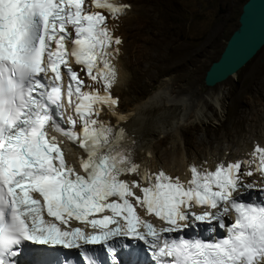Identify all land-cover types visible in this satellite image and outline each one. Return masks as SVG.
Wrapping results in <instances>:
<instances>
[{
  "label": "snow or ice",
  "instance_id": "snow-or-ice-1",
  "mask_svg": "<svg viewBox=\"0 0 264 264\" xmlns=\"http://www.w3.org/2000/svg\"><path fill=\"white\" fill-rule=\"evenodd\" d=\"M88 3L116 17L130 7L114 0ZM107 19L103 12L89 10L86 0H0V264H15L12 258L19 252L14 249L26 242L79 249L81 241L107 244L119 236L154 249L157 264H264V203L245 204L234 198L242 186L255 187L243 185V176L251 177L254 171L264 176V147H256L255 159L248 162L255 164L254 171L242 172L241 162L206 173L192 167L188 187L163 171L154 177L144 174L150 186L142 189L143 197H135L136 203L169 226L156 229L137 214L128 199L135 193L120 179L139 171L122 146L125 133L95 118L103 106L118 104L110 91L116 73L108 57L111 46L122 41L109 31ZM71 57L91 81L102 84L103 93L84 90L83 79L69 64ZM62 66L68 75L66 89ZM65 96L69 104L73 97L77 101L80 132L72 117L65 121L69 127L56 118L63 120ZM49 125L87 153L81 159L86 175L67 164L56 137L49 136ZM195 205L210 210L197 214L190 211ZM230 208L236 219L225 238L161 243L163 232L180 231L189 226L190 217L211 224ZM105 212L111 214L95 218ZM45 214L52 219H45ZM73 219L96 231L71 228ZM108 251L115 256L111 246ZM84 259L93 264L87 255Z\"/></svg>",
  "mask_w": 264,
  "mask_h": 264
},
{
  "label": "bare ground",
  "instance_id": "bare-ground-1",
  "mask_svg": "<svg viewBox=\"0 0 264 264\" xmlns=\"http://www.w3.org/2000/svg\"><path fill=\"white\" fill-rule=\"evenodd\" d=\"M150 1L152 0L140 4L137 3L138 0L137 2L114 0L123 5H130L119 17L99 9L108 17L109 31L122 43L114 44L115 50L108 57L116 73L110 91L118 100V104L111 108L103 106V110L95 118L114 126L117 132L123 129L125 137L122 142L129 145L133 162L139 166L137 173L129 174L126 178L130 182L141 180L145 173L163 169L173 179L178 178L180 182H186L190 177L191 165L212 169L218 162L228 165L241 162L242 172L250 169L254 171L255 164L248 162L255 159L253 153L256 147H264V79L251 78L259 95L255 93L251 102L254 105L259 103L261 105L256 107L257 113L249 116L244 114V110H240L239 114L235 115V119L228 121V125L225 126V129L229 128L231 131L225 132L223 142L216 141L218 143L212 145L211 139L207 136L212 132L208 128L210 121L205 118L211 117L209 111L214 105H218L221 94L215 97L203 95L195 97V91H192L196 83L192 75L194 57L193 55L182 57L184 47H180L177 52L180 58L172 60V68L176 69V76L163 79L156 89L148 91V87L168 71L166 56L162 53H152V40L143 37L152 20ZM165 1L159 2L165 4ZM126 37L132 38L131 46L127 44ZM138 47L143 49L139 50ZM179 82H184V86L187 87H179L177 85ZM85 86L88 91L99 89L104 92L102 84H96L90 77L86 78ZM185 90L189 93H183ZM133 93L140 94L133 97ZM121 94L128 100L132 96V102H128L126 106ZM235 104L243 108L246 107L247 100L237 99ZM123 106L126 108L124 109ZM70 113L81 126L78 114L72 111ZM226 118L225 116L223 121L215 123L225 125ZM199 127L203 128V133L204 131L206 133L193 142L198 144L199 140H207L208 143L203 148L195 144L191 145L192 142L186 138L190 130ZM168 138L169 141L162 148L163 140ZM67 157L69 164L82 169L81 159H85L86 154L70 147ZM244 177L247 181L262 184L260 174L255 171L253 176Z\"/></svg>",
  "mask_w": 264,
  "mask_h": 264
},
{
  "label": "rangeland",
  "instance_id": "rangeland-1",
  "mask_svg": "<svg viewBox=\"0 0 264 264\" xmlns=\"http://www.w3.org/2000/svg\"><path fill=\"white\" fill-rule=\"evenodd\" d=\"M133 1L137 2V0ZM145 1L138 0L137 3L143 4ZM159 1L152 0L149 3L152 20L143 37L152 40V53H162L166 56L168 71L154 81L153 85L148 87V91L156 89L163 79L176 76L177 72L175 68H172V60L180 58L177 52L180 47H184L185 51L181 56L193 55L194 57L192 75L196 83L192 91H195V97L200 95L215 97L221 94L218 105H214L209 111L211 117L205 118L210 121L208 128L212 130L207 136L211 139L212 145H216L218 142H223L225 132L231 131L229 128L225 129V126L228 125V121L235 119V115H238L240 110H244V114L251 116L257 113L256 107L261 106L260 103L254 105L251 102L255 93L259 96L251 78L264 79V47L234 76L215 86H207L204 82L206 71L211 63L220 57L229 37L238 27L242 6L247 0H166L165 4ZM126 39L127 44L131 46L132 38L126 37ZM184 84L179 82L177 85L182 87ZM183 93H189V91L185 90ZM139 94L133 93L132 96L136 97ZM121 95L126 101V106L128 102H132V96L128 100L123 94ZM237 99L247 100L246 107L240 108L239 104L236 105ZM126 106L123 108L125 109ZM225 116L227 117L225 125L215 123L223 121ZM200 127L186 134L187 140L192 142L191 145H194L193 141L202 138V135L206 133L205 131L203 133V128ZM163 141L162 148L165 147L169 138ZM207 143V140H199L195 145L203 148Z\"/></svg>",
  "mask_w": 264,
  "mask_h": 264
},
{
  "label": "water",
  "instance_id": "water-1",
  "mask_svg": "<svg viewBox=\"0 0 264 264\" xmlns=\"http://www.w3.org/2000/svg\"><path fill=\"white\" fill-rule=\"evenodd\" d=\"M238 21L220 57L206 71L207 86H215L235 75L264 47V0H247Z\"/></svg>",
  "mask_w": 264,
  "mask_h": 264
},
{
  "label": "clouds",
  "instance_id": "clouds-1",
  "mask_svg": "<svg viewBox=\"0 0 264 264\" xmlns=\"http://www.w3.org/2000/svg\"><path fill=\"white\" fill-rule=\"evenodd\" d=\"M73 39V37H72ZM69 44L72 45L71 41H69ZM70 64L73 66L74 70L75 71H78L79 73V76L81 79H83V81L85 82V85H86V78L88 77L85 72L82 70L83 66L81 65H77L76 62H75V58L74 57H71L70 58ZM87 90V89H86ZM76 120V119H75ZM77 121V120H76Z\"/></svg>",
  "mask_w": 264,
  "mask_h": 264
}]
</instances>
